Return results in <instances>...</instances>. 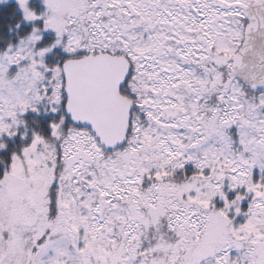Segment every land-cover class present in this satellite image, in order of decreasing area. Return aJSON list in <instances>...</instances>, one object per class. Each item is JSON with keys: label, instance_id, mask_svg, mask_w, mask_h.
Masks as SVG:
<instances>
[{"label": "snow or ice", "instance_id": "6c2138e0", "mask_svg": "<svg viewBox=\"0 0 264 264\" xmlns=\"http://www.w3.org/2000/svg\"><path fill=\"white\" fill-rule=\"evenodd\" d=\"M0 264H264V0H0Z\"/></svg>", "mask_w": 264, "mask_h": 264}]
</instances>
